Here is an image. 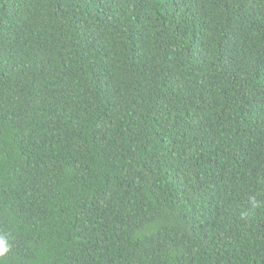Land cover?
Instances as JSON below:
<instances>
[{"label":"trees","instance_id":"16d2710c","mask_svg":"<svg viewBox=\"0 0 264 264\" xmlns=\"http://www.w3.org/2000/svg\"><path fill=\"white\" fill-rule=\"evenodd\" d=\"M0 238L264 264V0H0Z\"/></svg>","mask_w":264,"mask_h":264},{"label":"clouds","instance_id":"9594fccd","mask_svg":"<svg viewBox=\"0 0 264 264\" xmlns=\"http://www.w3.org/2000/svg\"><path fill=\"white\" fill-rule=\"evenodd\" d=\"M252 206L254 208L261 206L260 203H258L254 197L252 198ZM242 215H247V213H244ZM8 251H9V247L6 246L5 239L0 238V257H4Z\"/></svg>","mask_w":264,"mask_h":264}]
</instances>
